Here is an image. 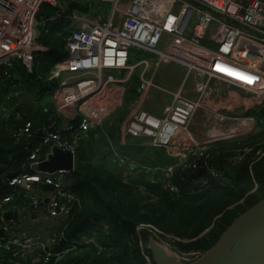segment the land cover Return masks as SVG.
<instances>
[{"label":"built area","instance_id":"built-area-1","mask_svg":"<svg viewBox=\"0 0 264 264\" xmlns=\"http://www.w3.org/2000/svg\"><path fill=\"white\" fill-rule=\"evenodd\" d=\"M68 2L88 7L81 9L84 15L72 11L70 19L74 29L65 39L64 58L54 62L50 79L56 80V93L61 97V103L57 105L59 115L68 110L80 119L78 124L73 119L63 126L56 121L41 127L43 144L50 143L75 157L79 148L78 134L88 132L102 122V116H80L77 112L104 107V113L113 102L99 101L89 110L82 109L83 104L93 98L99 99L112 85L123 89L134 79L143 92L156 88L173 96L161 114L136 109L123 128L125 137L143 138L150 146L163 147L168 153L177 154L165 166L140 167L151 173L153 180H161L172 194L181 192L172 180L176 167H198L196 162L188 161L191 153L202 157L207 144L256 133V125L261 119L244 113L252 105L264 107V0H0V69L18 60L33 71L37 53L49 50L37 42L43 24L39 17L42 6L50 4L65 17ZM186 54L190 56L186 58ZM164 61L185 68L179 88L174 92L156 81V68ZM219 66L256 76L257 80L248 83ZM213 81L235 86L242 92L220 94L216 100L221 91L214 88ZM187 86L190 89L187 90ZM241 98L250 101L245 108L238 103ZM224 99L244 109L233 114L221 112ZM199 111H203L201 122L214 118L204 143L197 140L192 127ZM32 129V122L27 121L16 135L30 137ZM41 148L36 146L30 153L31 164L46 160L53 152L52 149L41 155ZM253 151L254 146L239 148L232 159L241 162ZM255 153L253 162L263 160L264 146ZM208 160L205 161L208 173L194 182L198 190L223 179V173ZM250 167L252 170V163ZM70 172L22 173L2 178L14 188H24L28 198L16 209L12 208L17 201L14 194L0 199V206L4 207L0 218V264H24L27 259L33 264H60L78 244L94 241L81 236L78 241L58 249L56 245H62L61 241L65 240L66 225L52 233H34L26 228L43 217L62 224L69 216L77 201L66 186ZM138 172L130 173V176L135 177ZM37 184L54 186L48 201L35 191ZM16 211L17 217L3 219L7 212ZM145 228L153 230L158 238H164L153 226L141 225L137 229ZM176 252L184 263L194 262L204 253ZM145 257L151 262L148 254Z\"/></svg>","mask_w":264,"mask_h":264},{"label":"trees","instance_id":"trees-1","mask_svg":"<svg viewBox=\"0 0 264 264\" xmlns=\"http://www.w3.org/2000/svg\"><path fill=\"white\" fill-rule=\"evenodd\" d=\"M78 6L71 2L69 11ZM39 17L43 24L37 42L49 50L37 53L31 72L18 60L0 69V199L14 194L19 205L28 193L2 178L36 173L30 153L36 146L42 147L41 155L54 148L43 144L40 128L60 116L53 98L57 83L50 75L54 62L64 58L65 39L74 29L73 20L62 17V12L50 4L42 6ZM137 88L131 86L132 91ZM253 114L261 116L257 115L261 128L256 133L207 144L202 157L191 153L188 161L196 162L197 169L176 167L172 180L181 190L178 194H172L161 180L154 181L144 171L128 180L118 179L104 163H96L94 151L85 146L89 142L86 136L80 137L77 165L66 183L77 201L62 224L53 221L49 233L66 225L65 240L56 245L58 249L81 236L94 241L78 244L60 264H155L145 257L151 254L148 242L155 239V232L150 228L139 231L141 225L157 228L178 252H205L213 247L239 215L264 198V159L253 162L256 150L264 146V107ZM27 121L33 124L32 136L16 135ZM246 146H254V151L241 162L233 161L235 152ZM207 160L223 173V179L198 190L194 182L208 173ZM3 209L0 206V216ZM24 264L33 263L27 259Z\"/></svg>","mask_w":264,"mask_h":264},{"label":"crops","instance_id":"crops-1","mask_svg":"<svg viewBox=\"0 0 264 264\" xmlns=\"http://www.w3.org/2000/svg\"><path fill=\"white\" fill-rule=\"evenodd\" d=\"M74 10H79V9L75 8ZM184 72H185V68L181 66L180 64L169 63V64L164 65V67L158 73L157 78L159 79V81L166 84L170 88L172 87L173 90H177L183 79L182 75L184 76ZM219 83L220 82L218 81H213L212 85L214 86V88L220 89V86L218 85ZM133 84L136 88L139 87L138 81L136 79L132 80L130 84L125 86V90L129 92L130 101L133 102L134 104H138L139 101L137 100L139 99L140 100L139 108H144V109H147L148 111L161 114L163 108L168 103H166L164 106L161 107L156 101L158 100L163 101V99L167 98V94L163 92L162 93L156 92V91H152V93L151 91L143 92L139 90V88L134 89V91H132L131 86ZM121 89L122 88H120V86L118 85H112L110 88L107 89V91H105L106 94H103V96H101L99 99L93 98L86 104H83L82 108H85V110H89L93 106H95L97 103H99V101H101L102 103H106V102L112 103L113 102V105H114L115 95L119 94ZM220 94H222V92H219V94L217 93V96L215 97L216 100L220 96ZM53 98L55 99V101H57V105L61 103V97L59 96L58 93H56V87H55V93H53ZM134 101H137V102H134ZM116 106L117 105L115 104L112 109H108L104 113H103L104 107H100L98 110L93 108L88 112L79 111L77 112V115L82 116V115L96 114V115L102 116V119H104V117H106L109 113H111L115 109ZM261 108L262 107H257V108L249 107L246 113L249 112L251 116L254 115L257 118H259L258 117L259 115L257 114L258 115L257 116L256 114H253V112H259ZM242 109H244L242 106L236 107V110H237L236 113L241 112ZM56 110H57V106H56ZM77 118L78 117L76 115L70 113V111L68 110H65L62 113H60L58 120L53 119L51 120L50 124H53L54 122L57 121L58 123H60L61 126H63V125H66L68 122H71L73 119L76 120ZM79 119L80 118H78V120ZM119 120L122 121V119H119ZM197 123L198 122H193L192 125L195 126ZM42 124L43 125L41 126L43 127L44 125H47L48 123H42ZM100 126L101 125H99L98 128ZM200 126H202V124H199V127ZM92 135H94V132L92 133L91 131H88V132L81 133L80 137L86 136L84 139L87 138V141H90ZM202 135L203 136H199V135H196V136L199 142L204 143L207 140V133L202 134ZM118 138H119L118 145H114V143H110L111 149L113 152V155H112L113 158H111L107 150H101L97 152L95 149V146L91 147L92 151H94V160L96 161V163L98 164L104 163L105 166L111 172H113L118 179L128 180L129 178H131L130 173L135 174L138 171H142V169L140 168L142 166H147V167L162 166L166 164L167 162H169V160L171 159L173 161L176 158L175 156H177V154L168 153L167 150L163 147H153V146L147 145L146 140L143 138H135V137L127 136L128 139L127 141H125L126 139H124L125 141L124 143L122 142V139L120 138L119 135H118ZM119 155L124 156L128 160V165L127 163L125 164L120 163ZM35 188H36L35 191L41 194L42 196H45L44 197L45 199L48 197V195L52 194L51 192H53V191H45L42 189L41 186H37ZM41 206L43 207V205ZM12 208L16 209V208H20V206L19 204L16 203L12 206ZM53 221L54 220L46 219V217H43L39 219L37 223L27 225L26 228L28 230H31L34 233H42V232L48 233L50 232L49 227L52 226Z\"/></svg>","mask_w":264,"mask_h":264},{"label":"water","instance_id":"water-1","mask_svg":"<svg viewBox=\"0 0 264 264\" xmlns=\"http://www.w3.org/2000/svg\"><path fill=\"white\" fill-rule=\"evenodd\" d=\"M76 165L71 152L54 146L48 158L33 164L32 168L36 172L54 173L60 170L72 171ZM41 187L45 191L54 190V186L49 184H42ZM14 216H18L17 211L7 212L4 219ZM149 244L156 264H264V198L239 215L217 243L194 262L184 263L180 257L165 251V247L158 246L155 239Z\"/></svg>","mask_w":264,"mask_h":264},{"label":"rangeland","instance_id":"rangeland-1","mask_svg":"<svg viewBox=\"0 0 264 264\" xmlns=\"http://www.w3.org/2000/svg\"><path fill=\"white\" fill-rule=\"evenodd\" d=\"M65 1H67V0H65ZM68 3H70V2H68ZM79 5L82 6L83 4H79ZM69 7H70V4H67L66 5V9L64 11V16L72 18L73 17V13L71 12L72 10L69 11ZM77 9H79V6H78ZM81 9H79L80 11L79 10H76V11H77V13L84 15L83 11H81ZM244 59H246V58H244ZM169 63H172V62H167V61L162 62L161 65H159L158 68H156L157 69V75L160 72V70L164 67V65L169 64ZM262 64H264V63H262ZM154 69H155V66H154L153 70ZM182 77H183V75H182ZM156 81H157V83L159 85H161L162 87L168 89L169 91H171V92L176 91V90H173L172 87L170 88L166 84H164L161 81H159L158 78H157ZM46 85L49 88L52 87V83H50V82H47ZM218 85L220 86V89H218V90H220L223 95H224V93H226V94H230L231 93V95H233V94H237L238 95L239 93H237V92H242V90H240L239 88H236L235 86H229V85H227L225 83H222V82L219 83ZM138 88L140 90V86ZM186 89L187 90L190 89L189 86H187ZM150 91H151V93H152V91H156V92H161V93L163 92V93L167 94V98L163 99V101H161V100L156 101L161 107L164 106L166 103L170 104L172 102V100H173V96L171 94L168 95V93H166L164 91H161L159 89L153 88V89H150L148 92H150ZM151 93H149V94H151ZM137 95H139V94H137ZM140 95H141V93H140ZM247 96H249V95L247 94ZM128 99H129V92L126 91L125 87H124L123 89L120 90L119 94L115 95V99H114L115 103H114V105L115 104L117 105L115 107V109L111 113H109L106 117H104V119H102V122L100 124L101 126L99 128H98V126H99L98 125L96 128L92 129V130H95L94 131V135H92L91 140L89 142H86L85 146L87 148H91V147L95 146V149H96L97 152H99L101 150H107L109 152L111 158H113L112 157L113 152H112L110 143H114V145H118V143H119L118 142L119 141L118 135L122 139L123 143L125 141H127L128 138L125 137L124 134H123V128H124L125 122L131 116V112L135 111L137 108L140 107L139 106L140 105V100L139 99L137 100V101H139L138 104H134L133 102L130 101V99L129 100ZM137 101H134V102H137ZM223 102H224V104H223V108L220 110L221 112H224V113H227V114L236 113L237 110H236V106H235L234 103H230V102H228L225 99L223 100ZM114 105L110 106L108 109H112ZM263 106H264V104H263ZM82 109H85V108H82ZM202 114H203V111H199L197 113V115L193 119V122H198V123L195 126H192L194 128V131H195L196 135H199V136H203L202 134H206L207 130L211 129L212 126L214 125V118L213 117H211L208 121H206V123L205 122H201L199 119H200V117H202ZM244 115H250V113L249 112L248 113H244ZM119 119H122V121H120ZM199 124H202V126L199 127ZM260 125L261 124H257L256 125V132L258 131V128L260 130V128H261ZM111 133H114V134H111ZM124 139H126V140L124 141ZM206 146H204L205 150H206ZM101 156H103V155H101ZM122 159H124L126 161L125 163H127V165H128V160L124 156L119 155L120 163L121 164H125L124 162L121 161ZM75 162H76V156H75ZM165 165L166 164H164L162 166H165ZM145 167H147V166H145ZM150 167L151 166H149L147 168H150ZM140 172H138V173H140ZM148 174L150 175L151 173H148ZM154 181H156V180H154ZM155 240L157 241L158 246H163V247H165L164 248L165 250L168 249L169 251H173L176 254L173 253V252L171 254H174V256H176V257L178 256L177 255L178 253L175 251V249L172 247V244L167 239H165L163 237H159L158 238L157 235H156ZM148 245H150L149 242H148ZM148 248H149V246H148ZM150 260H151V262L156 264L152 253L150 254Z\"/></svg>","mask_w":264,"mask_h":264},{"label":"bare ground","instance_id":"bare-ground-1","mask_svg":"<svg viewBox=\"0 0 264 264\" xmlns=\"http://www.w3.org/2000/svg\"><path fill=\"white\" fill-rule=\"evenodd\" d=\"M167 2V1H166ZM165 2V3H166ZM184 56H186V58L188 57V56H190V55H184ZM190 60V59H189ZM61 61V60H60ZM59 62V61H58ZM263 66H264V64H262ZM259 66H261V63L259 64ZM258 66V67H259ZM220 67V66H219ZM221 69H223L224 71H226V72H229V70H225L223 67H220ZM231 70V72H233V73H242V72H238V71H236V70H232V69H230ZM230 73V72H229ZM243 74V73H242ZM248 76V75H247ZM252 77V76H251ZM104 79H106L105 77H104ZM257 80V78H256V76H253V81H252V83L253 82H255ZM104 85V84H103ZM234 100H235V98L233 99V102H234ZM239 104H241L242 106H244V108H245V106H247V104H249L250 103V101H246V100H244L243 98H241V100H239V102H238ZM257 106H259V105H252L251 107L252 108H256ZM249 107V106H248ZM75 124H78V121L77 122H74ZM67 124H69V122L67 123ZM80 137V134H78V138ZM79 146H80V141H79ZM32 166H33V164H31ZM36 173H41V174H45V173H42V172H36ZM36 173H34V174H36ZM42 184H37L36 185V187L37 186H41ZM22 189H24V188H22ZM5 216V215H4ZM0 218H1V216H0ZM3 219H4V217H3ZM157 233H161V232H157ZM165 251H167L168 253H172V252H170L168 249H166ZM172 255H174V254H172ZM178 257H179V255H178ZM177 257V258H178ZM198 260V259H197Z\"/></svg>","mask_w":264,"mask_h":264},{"label":"snow or ice","instance_id":"snow-or-ice-1","mask_svg":"<svg viewBox=\"0 0 264 264\" xmlns=\"http://www.w3.org/2000/svg\"><path fill=\"white\" fill-rule=\"evenodd\" d=\"M229 72H230V74L236 75L238 78L245 80L248 83H251L253 81V77H251V76H247V75L242 74V73H233V72H231V70H229Z\"/></svg>","mask_w":264,"mask_h":264}]
</instances>
